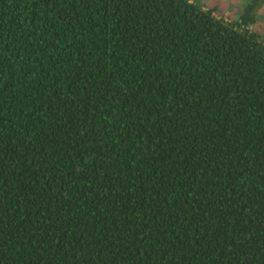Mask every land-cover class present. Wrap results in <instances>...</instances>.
<instances>
[{
    "label": "trees",
    "instance_id": "1",
    "mask_svg": "<svg viewBox=\"0 0 264 264\" xmlns=\"http://www.w3.org/2000/svg\"><path fill=\"white\" fill-rule=\"evenodd\" d=\"M263 1L0 0V264H264Z\"/></svg>",
    "mask_w": 264,
    "mask_h": 264
},
{
    "label": "rangeland",
    "instance_id": "2",
    "mask_svg": "<svg viewBox=\"0 0 264 264\" xmlns=\"http://www.w3.org/2000/svg\"><path fill=\"white\" fill-rule=\"evenodd\" d=\"M198 4H203L206 8L218 6V17H223L226 21L237 19L240 12L249 0H193ZM259 24L255 30L264 34V1L259 7ZM259 27V28H258Z\"/></svg>",
    "mask_w": 264,
    "mask_h": 264
}]
</instances>
